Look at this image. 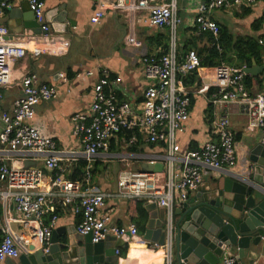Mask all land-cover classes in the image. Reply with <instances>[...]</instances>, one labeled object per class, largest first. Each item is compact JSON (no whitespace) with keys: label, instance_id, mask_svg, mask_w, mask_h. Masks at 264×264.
I'll use <instances>...</instances> for the list:
<instances>
[{"label":"built area","instance_id":"1","mask_svg":"<svg viewBox=\"0 0 264 264\" xmlns=\"http://www.w3.org/2000/svg\"><path fill=\"white\" fill-rule=\"evenodd\" d=\"M95 1L97 7L91 23H100L109 10L117 11L148 27L168 31L167 47L141 55V67L148 85L138 101L119 98L117 82L107 70H102L93 88L90 108L71 116L72 133L80 141L81 149L59 150L51 137L41 134L30 123L35 116V106L56 97L55 86L38 82L30 74L20 78L13 76L15 62L24 58L27 50L35 56L49 50L39 44L28 49L7 39V27L0 26V120L5 124L0 133V229L3 234L0 264L29 254L31 246L48 251L58 220L55 205L70 207L79 217L76 231L92 235L94 243L109 236L116 239L137 236L136 227L115 225L112 216L102 211L105 202L114 198L155 203L166 210L165 239L163 245L157 247L163 250L162 264H173L176 204H184L197 190L205 168L237 176L234 172L237 163L235 134L225 108L232 103L240 106L248 116L246 129L258 130L264 143V92L254 94L247 90L244 81L247 73L243 68L226 64L202 67L195 50L180 55L178 33L179 26L185 25L184 28L196 30L197 35L207 32L217 39L219 25L212 16L215 11L249 8L264 0L198 1L187 22L179 16L180 0ZM28 4L41 28V35L49 37L51 27L46 20L44 0H28ZM10 8L7 0H0V14ZM143 13L145 17H139ZM262 25L264 28V16ZM124 41L130 47H142L131 29ZM259 43L264 45L263 39H259ZM262 57L264 62V54ZM194 71L199 76V85L188 87L182 79ZM15 86L20 87L21 94L14 100L11 111H6L1 101L5 91ZM194 94L204 95L211 107L212 139L198 149L183 152L177 134L186 129ZM125 132L131 133L130 144L136 142L138 135H143L149 144L159 146L161 153L148 162L152 165L162 163L163 170L148 172L125 168L119 172L114 190L94 185L91 163L108 151L113 138ZM78 157L87 163L83 181L65 179L61 163ZM38 160L44 169L30 166ZM45 172L49 174L47 181ZM11 206L17 216L11 213ZM221 261L222 264H245L230 253H224Z\"/></svg>","mask_w":264,"mask_h":264},{"label":"crops","instance_id":"2","mask_svg":"<svg viewBox=\"0 0 264 264\" xmlns=\"http://www.w3.org/2000/svg\"><path fill=\"white\" fill-rule=\"evenodd\" d=\"M7 1L11 4V8L0 14V26H6L8 29L6 38L19 42L28 49L39 44L49 50V52L39 56H35L27 50L26 56L15 62L13 76L20 78L24 74L34 75L38 82L55 86L57 90L55 98L49 101H41L35 106V116L30 123L37 127L41 134L51 137L59 150L79 151L81 143L72 133L71 116L77 112H85L90 108L93 88L101 71L107 70L112 79L117 82L115 85L116 95L119 98L138 101L148 85L141 67V55L155 53L160 47L158 34L163 33L167 36L168 31L148 27L123 13L111 10L106 13L100 23H91L90 19L97 7L95 0H44L46 12H52L54 20L65 12L68 21L73 22V27L69 32L73 37L71 40L66 39L64 33L55 32L50 23L51 35L44 38L36 32V27L24 28L25 22L21 16L17 18L14 15V12L19 11L23 5L29 9L28 0ZM198 1L203 2L204 0H180L179 16L184 22L189 21V16L194 14ZM212 16L218 24L225 26L236 36L258 38L260 35H264L263 22L259 30L255 29L256 21L258 19L263 20V2L249 8L244 7L228 11L220 9L215 11ZM139 17L144 18L145 14H140ZM184 26L182 25V30L187 29ZM130 29L142 42V47H130L125 44L124 38ZM189 34L190 37L187 36L188 34L180 33V46L182 48L191 38V31ZM254 66L258 67L259 70L256 75L246 74L253 79V87L247 90L257 94L264 92L263 60L261 64L252 65V67ZM197 79L199 81L198 74ZM197 83L199 85V82ZM4 94L1 107L6 111H11L14 100L21 94V89L15 86L5 91ZM225 111L235 134L237 163L234 172L237 176L234 178L246 180L250 176L252 151L258 143L262 142L261 133L258 130L248 131L246 129L247 113L237 104H229ZM212 120L211 107L207 98L204 95L194 94L191 115L186 123V129L183 133L177 134V142L181 151L198 149L205 142L211 140ZM160 153L161 148L149 144L143 135H138L136 142L130 144L128 138L121 134L111 140L108 151L103 152L91 163L92 168L96 169L93 174L91 173V182L103 189L114 190L121 170L125 168L143 170V165L149 163L151 157ZM79 161L83 160L78 157L61 163L64 167L62 173L65 179L72 180L70 176ZM30 166L44 169L41 160L31 163ZM220 174L225 173L205 168L201 183L212 188L214 178ZM48 175L45 172L46 181L49 178ZM195 194L196 191L192 192L189 199ZM140 203L139 201L114 198L107 200L102 208L103 212L112 216V222L115 225L134 226L138 229L137 236L121 239L122 243L119 241V264H125L128 261L132 245L135 243L141 244L146 250H149L143 239L144 228L142 229L138 224L140 220L145 218L143 225L145 226L148 211L143 202L142 210H139ZM181 206L182 203H177L175 209ZM55 208L58 220L54 231L61 241L66 236L67 230H76L79 217L73 213L70 207L64 208L55 205ZM10 211L17 216L18 213L12 206ZM149 251L153 250L150 249ZM225 253H230L245 264H264V237L257 244L251 243L248 248H242L238 251L237 248L229 247ZM18 260V258L13 259L14 262H18ZM221 260L222 257L218 264H222ZM4 264L8 263L5 262Z\"/></svg>","mask_w":264,"mask_h":264},{"label":"water","instance_id":"3","mask_svg":"<svg viewBox=\"0 0 264 264\" xmlns=\"http://www.w3.org/2000/svg\"><path fill=\"white\" fill-rule=\"evenodd\" d=\"M29 9L23 5L14 15L17 18L21 16L25 22L24 28L36 27V32L41 34V28ZM46 20L55 32L64 33L68 40L73 38L69 33L73 22L68 21L65 12L54 20L53 13L48 11ZM243 70L256 75L259 68L244 67ZM4 127L0 120V133ZM251 160L250 176L246 180L220 174L214 178L212 188L201 183L196 194L175 209L173 264H218L227 248L234 247L240 251L251 243L257 244L264 237L263 142L254 147ZM143 170L162 171L163 165L145 163ZM145 209L148 218L143 239L147 249L157 251V245H163L165 239L166 210L150 202H145ZM119 241L121 239L109 236L94 243L92 235H82L75 229L67 230L60 241L54 231L48 251L31 246L32 252L20 255L18 262L7 259L6 263L119 264L116 253L120 247Z\"/></svg>","mask_w":264,"mask_h":264},{"label":"trees","instance_id":"4","mask_svg":"<svg viewBox=\"0 0 264 264\" xmlns=\"http://www.w3.org/2000/svg\"><path fill=\"white\" fill-rule=\"evenodd\" d=\"M262 22L263 20L261 19H258L256 21V30H259ZM218 25L219 35L217 39H215L212 34L207 32L197 35L195 34L196 30L185 29V31H191V38L185 43L183 48L180 47V55L184 56L190 50H195L200 58L201 66L208 68H215L222 64H226L234 68H251L253 64H261L262 55L264 53V45H261L259 43L258 38H261L264 41V35H260L258 38H254L252 36H236L232 34L228 29H226L225 26L221 24ZM158 37L159 46L166 48L167 36L163 33H160L158 34ZM182 81L186 86L194 87L198 82L197 72L194 71L192 73H189L182 79ZM245 84L247 89L253 87V79L250 75H246ZM130 134V132L124 133V135L128 139L130 137ZM86 165L87 163L85 161H79L78 164L74 167L70 179H72L73 181H83ZM95 170V168H92L91 173L93 174ZM141 205L142 202L140 203L139 210H142ZM1 217L2 207L0 204V219ZM144 220L145 218L138 222L142 229L144 228ZM2 237L3 234L0 229V242L2 240Z\"/></svg>","mask_w":264,"mask_h":264},{"label":"bare ground","instance_id":"5","mask_svg":"<svg viewBox=\"0 0 264 264\" xmlns=\"http://www.w3.org/2000/svg\"><path fill=\"white\" fill-rule=\"evenodd\" d=\"M163 250L156 252L146 250L141 244H133L130 257L125 264H162Z\"/></svg>","mask_w":264,"mask_h":264},{"label":"rangeland","instance_id":"6","mask_svg":"<svg viewBox=\"0 0 264 264\" xmlns=\"http://www.w3.org/2000/svg\"><path fill=\"white\" fill-rule=\"evenodd\" d=\"M192 14L189 16V19L192 18ZM185 33V34H188L187 36L190 37V34H189V30L188 31H185V30H182V26H179V29H178V33ZM111 165V164H110Z\"/></svg>","mask_w":264,"mask_h":264}]
</instances>
